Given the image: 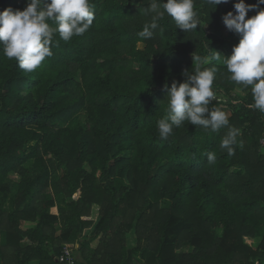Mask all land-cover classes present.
Returning a JSON list of instances; mask_svg holds the SVG:
<instances>
[{
  "label": "trees",
  "instance_id": "16d2710c",
  "mask_svg": "<svg viewBox=\"0 0 264 264\" xmlns=\"http://www.w3.org/2000/svg\"><path fill=\"white\" fill-rule=\"evenodd\" d=\"M235 2L194 0L196 30L166 15L144 40L151 0H92L91 28L57 36L36 71L0 52V264H60L65 246L76 264H264V114L223 63L239 43L222 23ZM25 7L0 0V12ZM208 44L223 56L203 66L217 69L210 108L229 125L185 122L161 140L165 85L184 82ZM230 128L231 156L220 146Z\"/></svg>",
  "mask_w": 264,
  "mask_h": 264
},
{
  "label": "clouds",
  "instance_id": "9594fccd",
  "mask_svg": "<svg viewBox=\"0 0 264 264\" xmlns=\"http://www.w3.org/2000/svg\"><path fill=\"white\" fill-rule=\"evenodd\" d=\"M229 2L206 0V4L214 9ZM260 5H264V0H258L255 5L237 0L233 4L235 14L229 11L222 16L226 29L239 36V43L233 47L229 57L224 58L219 52L210 50L209 44L205 45L208 55H192L195 68L181 73L184 82L173 81L170 87L165 85L167 115L157 121L161 140H167L174 129L185 122L213 132L229 125L226 112L213 106L210 108L216 101L213 84L217 69L203 67L210 61H220L221 57L231 74L230 79L243 89L250 88L254 102L248 107L264 114V9H260ZM143 11L150 17L138 33L144 40L154 37L155 30L166 15L174 20L176 29L185 32L196 30L201 23L194 10V0H151ZM253 11L257 14L246 19ZM94 19L92 0H26L22 11L7 8L0 12V52L8 59H15L18 67L25 72H34L53 55L52 48L58 46L59 40L67 43L84 35ZM239 135V129L230 128L221 141V148L229 156L234 154L233 146L237 144ZM207 160L209 164L215 163V153H207Z\"/></svg>",
  "mask_w": 264,
  "mask_h": 264
},
{
  "label": "built area",
  "instance_id": "2783aa9c",
  "mask_svg": "<svg viewBox=\"0 0 264 264\" xmlns=\"http://www.w3.org/2000/svg\"><path fill=\"white\" fill-rule=\"evenodd\" d=\"M262 151L264 153V140L261 141ZM76 249L65 246L59 255L57 261L60 264H76Z\"/></svg>",
  "mask_w": 264,
  "mask_h": 264
},
{
  "label": "rangeland",
  "instance_id": "374dc122",
  "mask_svg": "<svg viewBox=\"0 0 264 264\" xmlns=\"http://www.w3.org/2000/svg\"><path fill=\"white\" fill-rule=\"evenodd\" d=\"M228 32H229V31L225 28V29H224V34L227 35ZM99 213H100L99 208L96 207V208L93 210V219H94V220H97V219L100 217Z\"/></svg>",
  "mask_w": 264,
  "mask_h": 264
},
{
  "label": "crops",
  "instance_id": "0c3cea01",
  "mask_svg": "<svg viewBox=\"0 0 264 264\" xmlns=\"http://www.w3.org/2000/svg\"><path fill=\"white\" fill-rule=\"evenodd\" d=\"M31 264H38L37 262H33V263H31Z\"/></svg>",
  "mask_w": 264,
  "mask_h": 264
}]
</instances>
